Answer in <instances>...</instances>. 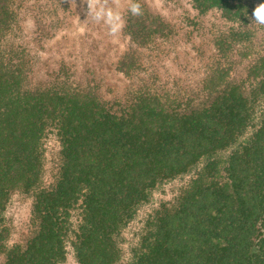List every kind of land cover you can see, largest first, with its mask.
I'll return each mask as SVG.
<instances>
[{"label":"trees","instance_id":"obj_1","mask_svg":"<svg viewBox=\"0 0 264 264\" xmlns=\"http://www.w3.org/2000/svg\"><path fill=\"white\" fill-rule=\"evenodd\" d=\"M177 2L181 0H167ZM23 0H0V254L2 264H119L124 234L160 184L189 175L172 203L147 214L123 264H264V0H187L213 14L212 55L197 93L140 85L101 97L60 62L33 83L22 41ZM139 14H133V5ZM129 38L155 47L170 29L135 0ZM133 56L116 65L141 70ZM59 164L43 181L44 140ZM31 197L33 235L8 244L12 193Z\"/></svg>","mask_w":264,"mask_h":264},{"label":"rangeland","instance_id":"obj_2","mask_svg":"<svg viewBox=\"0 0 264 264\" xmlns=\"http://www.w3.org/2000/svg\"><path fill=\"white\" fill-rule=\"evenodd\" d=\"M134 1L100 0L95 10L103 9L115 23L123 24V12ZM137 1L170 29L169 36L158 41L155 47L135 44L126 34L124 25L113 32L112 24L94 19L95 13L90 14L85 0H23L20 24L22 41L29 53L32 82L46 83L55 67L63 62L71 68L78 83L101 97H123L140 85L176 94L197 93L212 55L215 16L199 15L187 0ZM130 55L138 59L141 70L127 77L117 71L116 65ZM44 145L42 178L48 183L56 175L59 164V142L53 132L47 134ZM188 179L189 175H185L160 184L138 208L124 234L125 245L119 264L127 260L144 217L160 204L172 203ZM31 202L27 194L12 193L4 212L8 244L24 243L33 235ZM61 264H77L69 246Z\"/></svg>","mask_w":264,"mask_h":264},{"label":"clouds","instance_id":"obj_3","mask_svg":"<svg viewBox=\"0 0 264 264\" xmlns=\"http://www.w3.org/2000/svg\"><path fill=\"white\" fill-rule=\"evenodd\" d=\"M88 9L90 10V14L92 12L95 13L94 15V19H96L97 21H101L104 20L106 23L112 24V31L115 32L117 31L119 28L123 27L122 23H115L113 18L109 15L106 14L103 9H101L100 11H96L95 10V5H97L98 3H100V0H85ZM131 12L133 14H139V6L138 5H133L131 8ZM107 16V19H106ZM252 17L254 18V20L260 24V25H264V3H260L257 7L254 8L253 12H252ZM118 19V18H116Z\"/></svg>","mask_w":264,"mask_h":264}]
</instances>
